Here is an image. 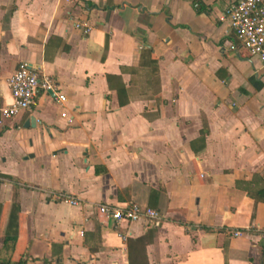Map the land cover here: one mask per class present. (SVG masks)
Wrapping results in <instances>:
<instances>
[{
	"label": "crops",
	"instance_id": "1",
	"mask_svg": "<svg viewBox=\"0 0 264 264\" xmlns=\"http://www.w3.org/2000/svg\"><path fill=\"white\" fill-rule=\"evenodd\" d=\"M238 1L0 0V110L22 64L65 98L0 119V263L129 264L154 230L147 264H264V65L223 20ZM131 202L162 223L100 212Z\"/></svg>",
	"mask_w": 264,
	"mask_h": 264
},
{
	"label": "built area",
	"instance_id": "2",
	"mask_svg": "<svg viewBox=\"0 0 264 264\" xmlns=\"http://www.w3.org/2000/svg\"><path fill=\"white\" fill-rule=\"evenodd\" d=\"M223 20L228 23L235 40L248 52L249 56L264 65V0H239L224 12ZM75 27L78 30L82 29L81 26ZM231 50L236 52L237 47L232 46ZM7 85L12 102L0 110L2 122H8L28 111L35 105L41 93L53 94L58 104L65 101L63 96L55 94L56 90L49 77L31 70L26 64H22L8 79ZM66 200L72 206L79 204L74 198H66ZM99 208L101 213L110 216L117 224L126 222L127 225H131L144 220L149 225L157 227L163 221L158 211L133 202L124 207L101 205ZM233 235L236 237L241 233L236 231ZM261 236L264 238V231Z\"/></svg>",
	"mask_w": 264,
	"mask_h": 264
},
{
	"label": "trees",
	"instance_id": "3",
	"mask_svg": "<svg viewBox=\"0 0 264 264\" xmlns=\"http://www.w3.org/2000/svg\"><path fill=\"white\" fill-rule=\"evenodd\" d=\"M148 53L151 56V51H148ZM153 64H156V61L153 59L152 60ZM155 71V69H154ZM113 78L111 77H107V83L110 86L111 81ZM123 85H121L120 89L123 90L124 87H122ZM119 89V90H120ZM120 90V91H121ZM154 235V230H151L149 232V237L146 239V237H141L138 239H134L131 241H128L127 243V248H128V263L129 264H147V260H146V245L152 240ZM15 237H12L10 239H7V241H15ZM2 264V263H0Z\"/></svg>",
	"mask_w": 264,
	"mask_h": 264
}]
</instances>
